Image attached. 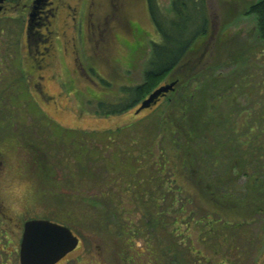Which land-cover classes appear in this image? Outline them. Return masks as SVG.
I'll return each mask as SVG.
<instances>
[{"label":"rangeland","instance_id":"1","mask_svg":"<svg viewBox=\"0 0 264 264\" xmlns=\"http://www.w3.org/2000/svg\"><path fill=\"white\" fill-rule=\"evenodd\" d=\"M256 1L206 0L212 38L200 36L182 62L157 86L175 82L173 89L157 104L138 112L142 100L120 114L103 115L98 102L115 103L122 96V86L143 82L151 44L160 41L145 0H67L75 8L76 29L71 19L73 10L61 11L68 24L62 33L57 29L60 41L52 35L46 50L43 47L47 42L38 41V49L54 57L53 65L33 74L26 59L40 52L35 48L38 35H31L26 28L24 6L30 2L12 0L0 19L2 102L16 108L12 122L16 132L11 135L12 125L3 118L0 136L7 165L0 182V204L5 214L2 226L8 231L2 233L0 264L17 262L12 253L15 236L10 217L14 216L13 209L22 205H27L31 213L70 227L81 238L80 247L72 254L83 255L76 264H90L93 257L99 264H147L142 253L144 237H132L128 249L123 236L143 223L144 205L136 199L134 188L144 179L147 193L160 197L162 213L167 210L176 214L177 202L172 207L169 198L164 201L162 195L167 187L164 182L174 177L170 168L176 171V166L184 167L183 161L188 167H181L178 173L185 183L188 180L203 185L191 175L202 172L205 184H213L216 196L237 194L250 199L252 178L259 175L264 179V40L259 36L256 15L249 9ZM157 3L162 13L170 15L171 0ZM11 58L16 61L9 62ZM207 71L210 77L204 78ZM206 80L214 85L212 94L216 96L199 109L197 119L190 118L195 114L192 107L204 103ZM207 110L210 121L205 119ZM10 113L3 110L4 117ZM254 124V138H250L252 133L246 136L256 151L251 148L250 152H241L243 157L229 161L226 140H241ZM194 125L208 126L209 132L204 138L194 137V131L190 136ZM12 143L18 146L14 154L8 151ZM236 143L230 147L235 148ZM146 151L154 153L164 173L153 166L151 175L142 170L150 167V162L145 163L149 158ZM211 151L212 156L208 155ZM128 154L136 158L126 159ZM155 172L161 173L162 179L156 183ZM175 196L180 199L181 195ZM215 201L207 198L200 205L212 206ZM152 203L148 206L154 214L157 207ZM225 204L221 207L229 209L224 210H233L232 204ZM201 208L194 211L195 219L201 222L192 223L187 232L194 238L190 239V264H215L221 256L226 257L223 264H253L262 258L264 206L262 211L250 210L241 218L243 208L236 205L234 223L214 215L205 220V208ZM206 230L205 238L199 236ZM185 235L173 236V242L186 247ZM166 236L170 235L162 232L163 243L168 242ZM150 241L155 244L154 238ZM166 246L171 247L166 243L163 248ZM178 264L188 262L182 259Z\"/></svg>","mask_w":264,"mask_h":264},{"label":"trees","instance_id":"2","mask_svg":"<svg viewBox=\"0 0 264 264\" xmlns=\"http://www.w3.org/2000/svg\"><path fill=\"white\" fill-rule=\"evenodd\" d=\"M147 8L149 11L150 18L156 28V31L160 35V41L158 42H152L151 44V51L150 56L146 65V69L144 70V81L137 85H124L121 87V94L122 96L117 99V102L115 103H106L104 101H99L97 104V108L99 113L103 115H115L120 114L129 108H131L136 103L143 100L153 89H155L158 84L167 76L174 68H176L184 59V57L187 55L188 51H190L191 46L193 43L202 35H204L208 31L209 26V16H208V7L206 0H171V7H170V15H165V13H162L160 7L158 6L157 0H147ZM250 12L254 13L257 18V25H258V32L259 36L262 40H264V0H258L250 5L249 7ZM210 72L212 70H209ZM207 71V73H204V78L210 77V72ZM187 79H190V76H187ZM221 85V83H219ZM201 85V84H200ZM204 103L200 105V107H192L194 108L195 114L190 117L193 119L198 118V113L200 112L201 107H206V103L210 102L213 97L216 95H213V86L212 83H208L207 80L204 81ZM197 88V84L194 86ZM221 87V86H220ZM194 88V90H196ZM218 91V89H217ZM192 92V91H191ZM194 92V91H193ZM191 95V94H190ZM187 98H189V95ZM189 100V99H188ZM189 102V101H188ZM202 102V101H201ZM206 120H211L209 116V111L207 110V115L205 116ZM193 121V120H192ZM257 121V119H256ZM191 122V121H190ZM207 123V121H206ZM205 126L200 125H194L190 127V136L192 133L195 134L194 137H205L208 131V126L205 129ZM255 124L253 128H248V130H245L244 136L240 138H229L226 140L227 142L224 143V145H228L227 152L229 157V161H231L235 157L241 156V152L247 153L250 152V149L252 148L253 151H256L255 147H253L252 144L249 143L250 140L247 139V136L252 133L250 138H254V130H255ZM244 128V127H243ZM242 128V129H243ZM246 128V127H245ZM244 128V129H245ZM241 129V130H242ZM194 131V132H193ZM236 131V130H234ZM193 134V135H194ZM233 134L236 135V132H233ZM242 136V133H239ZM247 135V136H246ZM231 140V142H230ZM237 141L238 145L235 146V148H231L232 144H234ZM230 142V143H229ZM191 143V141H190ZM229 143V144H228ZM236 143V144H237ZM223 144V143H222ZM214 149L213 151H215ZM183 151V150H182ZM213 151L208 152V155H213ZM148 152V153H147ZM146 156L149 158L146 159L145 163L147 164L150 162L147 169H142L143 171H147L146 174L151 175L153 173L152 166L154 168H160L161 171L164 173V166L162 167L160 162L155 159H157L154 156L153 152L146 151ZM136 158L135 155H127L126 159L129 157ZM192 155H190V159L192 160ZM243 157V156H241ZM245 157V156H244ZM194 158V157H193ZM165 159V157H164ZM168 160V159H165ZM180 161V160H179ZM168 162V161H166ZM182 162V161H181ZM183 165L178 167L176 166V171H173V168H170L171 175H173V179L170 178L169 182H164V184L167 186L166 189L163 191L162 200L164 199L170 200V203L175 206V203L177 202V210L176 214L172 212H168L167 210L163 211L162 213V207L159 204V201L161 200L160 197L157 198V194H149L147 193L144 179L140 180L136 186H135V193L137 194V200L138 202L141 201L144 206H142V210L144 211L143 216V223L136 227V229H132V231H138L140 229L144 231H155V230H162L170 236H166L168 239L167 242L172 248L179 247L178 243L173 242V238L175 236H179L180 233V227H182V224L184 225L183 231H188L190 228H188V225H191L192 223H200L201 221L197 218L195 219V209H204L205 210V220L206 218L210 217L211 215L218 216V220L228 221L229 223L233 222V218L235 216L232 214V212H237V209L234 207L240 206L243 208V211L240 212L241 218L242 214L246 215L250 210L251 212L256 211H262V208L264 206V190L261 189V187L264 186V179H262V176L257 175V177L252 178L250 181L252 184V190L253 192L250 193V199L247 197H239L237 194H233L232 196H225L224 194H219V196H216L213 189L211 188L213 184H205V179L203 177L202 173L199 175L196 173H192L191 175L194 177L192 178L195 180V182L202 181L203 185H197L194 182L189 183L187 180V183L184 182V179L179 176L182 169L188 167L186 166V163L183 161ZM142 165V164H141ZM154 181L156 183L161 181V173L155 172ZM169 174V173H168ZM197 175V178H195ZM199 175V176H198ZM160 177V179H159ZM156 179V180H155ZM191 179V178H190ZM151 181V178L148 179ZM215 182V180H214ZM154 183V184H155ZM216 183V182H215ZM187 184V185H186ZM189 184V185H188ZM256 184H260L257 186ZM221 186H223L222 183H220ZM190 186V188L188 187ZM144 187V188H143ZM260 188V189H257ZM262 190V191H261ZM168 193H167V192ZM256 191V192H255ZM178 195L179 197L173 196ZM207 198L212 199L213 202L215 200V203L211 206L210 204L206 205H200L205 201ZM182 199L183 202L181 201ZM240 199V200H239ZM248 199V200H247ZM152 201L153 206L157 207V210L153 214V210L151 209L148 204ZM223 202L226 203L225 206H228L229 204H232L233 210L226 211L224 209L228 208H222ZM220 205V208L218 207ZM249 210H246V206ZM201 206V207H199ZM204 207V208H203ZM159 208V209H158ZM192 209V211H190ZM231 209V208H230ZM224 210V211H223ZM222 213V214H221ZM250 213V212H249ZM167 216V217H166ZM163 220V221H162ZM205 220H202L204 224L206 223ZM171 227V228H170ZM182 231V232H183ZM191 231V230H190ZM173 232V233H172ZM202 231L199 232L200 236H207V234H203ZM174 236V237H173ZM180 237V236H179ZM204 237V236H203Z\"/></svg>","mask_w":264,"mask_h":264},{"label":"flooded vegetation","instance_id":"3","mask_svg":"<svg viewBox=\"0 0 264 264\" xmlns=\"http://www.w3.org/2000/svg\"><path fill=\"white\" fill-rule=\"evenodd\" d=\"M30 3L27 5L25 4L24 8L27 11V19H26V28L28 29V31H31V35L36 36L38 35L39 38H37V40L35 41V48L37 50V52H40L38 56H30L29 59L27 58L26 60L29 61L30 64V74L33 72H35V70L40 68H46V67H51V65H53V58L52 56L44 53V50H40L39 45L40 42L44 41L45 43L47 42L46 46L43 47V49H47V47L49 45H51V41H53V36L54 39L58 41L59 40V36H57V29L61 30V33L65 30V25L68 24L66 23L63 18L61 17V11L65 10H73V14L71 15V19L73 20V26H74V30L76 29V25H75V8L67 2V0H41L38 4H35V0H28ZM145 3L147 4V0H145ZM12 0H3L1 3V9H0V19L2 18V14L3 12L7 11L10 9L9 5H12ZM253 4V3H251ZM250 4V5H251ZM12 7V6H11ZM170 7H171V3H170ZM64 8V9H63ZM59 24V26H57ZM1 29V28H0ZM44 30V32H43ZM214 31H207L203 36L207 35L209 38H212V33ZM208 33V34H207ZM53 35V36H52ZM29 37V36H28ZM74 39V36H73ZM207 52V48L205 47V49L203 50V56H205ZM14 61H16L14 58H11L9 60V62L14 63ZM8 62V61H7ZM2 64H3V59L2 56L0 55V136L1 133L3 131V118H5L6 120H8L12 125L11 127V135H13V133L16 132V126L13 122V111L16 109L15 106L13 104H11V102L9 104H11V106L9 105L8 108V104L5 102H2ZM13 77L15 76L14 71L12 70L10 72ZM39 77H43L42 75H40ZM34 86H36L35 84H33ZM165 95H162L158 98L157 102L160 101L163 97H165ZM156 102V104H157ZM10 110L11 113L8 117H4L3 116V110ZM256 111V112H255ZM254 118L257 119V109H254ZM1 142H2V138L0 137V182L2 181V175L5 171V168H7L5 161H3V157H2V150H1ZM17 144V143H16ZM16 144H11V149L8 150L10 152V154H14V151L17 150V145ZM2 186L0 185V193L2 191ZM27 206V205H26ZM26 206H21L23 208H16L13 209V215L12 217H10V221H11V228L14 233V238H13V242H14V246L15 249L12 251V253L14 252L15 256H13V258L15 259L16 264H20L19 261V251H20V244H21V240H22V235H23V231H24V225L27 221L29 220H34V219H44V220H49L51 222L60 224V225H64L62 223H60L59 221L53 220L52 218H50L49 216H45V215H41V214H34L31 213ZM5 216L3 210H2V205L0 204V245H2V233L5 232L6 234L8 233L7 229H5L2 226V221H3V217ZM10 226V224H9ZM66 226V225H64ZM68 227V226H66ZM70 229V231L72 232V234L74 236L77 237L78 242L76 247L69 251L68 253H66L63 257H61L58 261H56L54 264H76L78 261H80V259H82L81 254L76 255L75 257H72V254L80 247L81 244V238L75 234L72 229L70 227H68ZM188 228H190V225H188ZM189 231V230H188ZM188 231H183L180 234L182 235L183 233H185L186 238H187V243H186V247L185 244L183 246H179L177 248H172L169 246H166L165 249L163 248V245L166 244L167 242L163 243V238H162V230H155V231H126V236L123 233V236L125 238V243L129 246L128 249L131 248L130 246V242L133 241L131 240L132 237L134 239V237H144V241H145V246L142 250L144 257H146V262L147 264H173V262L176 261V263L174 264H178L179 260L181 261L182 259L186 260L188 262V264H190V239H194L193 237H190V234H187ZM169 232H167L168 234ZM194 233V232H191ZM212 235H214L215 233L213 232H209ZM203 234H207L208 232H203ZM192 235V234H191ZM200 236V234H199ZM205 238V235H203ZM5 238H7V244H11L12 240L10 241L8 237L5 236ZM151 238H154V243H151L152 241H150ZM194 243V242H192ZM126 246V245H125ZM127 248V247H126ZM204 249V248H203ZM3 249L0 247V251H2ZM82 251H86L85 249ZM165 251V252H164ZM205 251V250H204ZM164 252V253H163ZM168 252V253H167ZM166 253V254H165ZM164 254V255H162ZM174 256L172 257L171 255ZM185 255V256H184ZM179 256H181L179 258ZM1 259V257H0ZM218 260H216L215 264H223L226 257L224 258V256L222 257H218L216 258ZM172 261V262H171ZM207 263L210 261V257L206 258ZM95 263V264H99L100 261H97V259L95 257H93V259H91L90 264ZM236 264V263H235ZM253 264H264V254H262V258L258 259L255 263Z\"/></svg>","mask_w":264,"mask_h":264},{"label":"water","instance_id":"4","mask_svg":"<svg viewBox=\"0 0 264 264\" xmlns=\"http://www.w3.org/2000/svg\"><path fill=\"white\" fill-rule=\"evenodd\" d=\"M0 0V9L1 3ZM41 0H35L38 4ZM175 82L157 87L143 99L136 112L155 104L158 98L173 89ZM78 239L70 229L49 220H29L24 225L20 244V264H54L66 253L73 250Z\"/></svg>","mask_w":264,"mask_h":264}]
</instances>
